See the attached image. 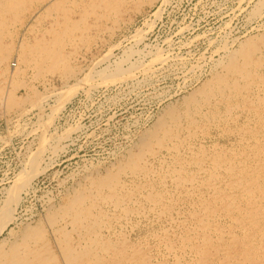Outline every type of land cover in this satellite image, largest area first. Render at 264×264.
Wrapping results in <instances>:
<instances>
[{
    "label": "rangeland",
    "instance_id": "374dc122",
    "mask_svg": "<svg viewBox=\"0 0 264 264\" xmlns=\"http://www.w3.org/2000/svg\"><path fill=\"white\" fill-rule=\"evenodd\" d=\"M2 2L3 258L264 264V0Z\"/></svg>",
    "mask_w": 264,
    "mask_h": 264
},
{
    "label": "bare ground",
    "instance_id": "6f19581e",
    "mask_svg": "<svg viewBox=\"0 0 264 264\" xmlns=\"http://www.w3.org/2000/svg\"><path fill=\"white\" fill-rule=\"evenodd\" d=\"M3 0H1V2H2ZM9 1V0H8ZM146 1V0H145ZM148 1V0H147ZM153 0H149V4H151V2H152ZM11 2V1H10ZM13 2H15V1H13ZM18 2V1H17ZM3 3V2H2ZM7 3V2H6ZM26 4V3H25ZM146 4V3H145ZM10 5H11V3H10ZM140 5V3H138V6ZM13 7V6H12ZM1 8V7H0ZM18 8V7H17ZM22 8V7H21ZM44 8V7H43ZM46 9V8H45ZM7 10V9H6ZM10 10V9H9ZM5 11V10H4ZM8 11V10H7ZM17 12V11H16ZM38 12V11H37ZM36 17V16H35ZM34 18V17H33ZM55 30V29H54ZM31 31V30H30ZM57 31V30H56ZM38 40H40V39H38ZM50 40V39H49ZM44 41V40H43ZM138 41V40H137ZM45 43H46V41H44ZM49 42V41H48ZM2 44V43H1ZM42 44V43H41ZM40 44V42L37 44V45H35V47H39L40 49H43V48H45L46 47V45H41ZM19 51H20V54L22 53L23 54V56H22V60L24 59V60H26V59H28V57H27V49H26V47L27 46H25L24 44H20L19 45ZM7 49V48H6ZM3 47L1 46L0 47V53H1V55H2V59L0 58V61L1 60H3L4 61V63H2V65L0 66V81H2L1 79L2 78H5L4 77V72L5 71H7V70H5L6 69V67L5 66H7L6 64H5V60H6V55L4 54V52H3ZM37 51V50H36ZM9 52V51H8ZM37 53V52H36ZM155 55V54H154ZM156 55H158L157 53H156ZM156 55L154 56V57H156ZM248 55V54H247ZM160 57V56H159ZM21 58V57H20ZM129 58V57H128ZM157 58V57H156ZM154 59V58H153ZM157 59H159V58H157ZM161 59V58H160ZM23 60V61H24ZM155 60V59H154ZM2 62V61H1ZM134 62V61H133ZM143 64V63H142ZM141 64V65H142ZM150 64V63H149ZM118 65V64H117ZM4 67V69H3V67ZM8 66H9V69H10V71H11V74L9 75V80L14 76V75H16V74H18L21 70H20V67L18 68L17 67V63L15 64L14 63V66H10V63L8 64ZM131 67L133 66L132 64L130 65ZM2 67V68H1ZM118 68V67H117ZM119 69V68H118ZM118 69H113L112 70V72L111 73H107L106 71H102V70H100V73L99 74H101L99 77H101L103 80H106V79H110L111 77H113L115 74H117V73H119V71H121V70H118ZM196 69V68H195ZM114 70L116 71V72H114ZM12 71H13V73H12ZM109 71H111V70H109ZM252 72V71H251ZM98 73V72H97ZM123 73V72H122ZM255 74V73H254ZM218 75V74H217ZM11 77V78H10ZM114 78V77H113ZM218 79L220 80V76L218 77ZM3 80H5V79H3ZM90 80V79H89ZM214 80H216V79H214ZM11 81H12V79H11ZM87 81H88V79H87ZM208 82V81H207ZM213 82V81H212ZM211 85V84H210ZM214 86V85H213ZM224 86V85H223ZM219 87V86H218ZM210 88H212V87H210ZM209 88V89H210ZM220 88V87H219ZM203 89V88H202ZM207 89H208V87H207ZM208 89V90H209ZM207 90V91H208ZM219 90V89H218ZM200 91V90H199ZM203 91V90H202ZM209 91H211V90H209ZM203 93V92H202ZM262 94V93H261ZM4 98V97H3ZM8 98V97H7ZM1 99V98H0ZM25 99V98H24ZM193 100V99H192ZM7 102H11L12 100H10L9 99V101L8 100H6ZM6 101H3L2 103H3V106H6ZM207 102V101H206ZM252 102V101H251ZM208 103V102H207ZM9 104V103H8ZM7 104V105H8ZM10 104H12V103H10ZM187 104V103H186ZM9 106V105H8ZM1 107V106H0ZM194 107V106H193ZM3 108V107H2ZM177 109V108H176ZM188 109V108H187ZM39 110V109H38ZM172 111V110H171ZM178 112V111H177ZM188 112V111H187ZM168 114V113H167ZM165 123V122H164ZM162 124V123H161ZM169 125V124H168ZM148 134V133H147ZM149 135V134H148ZM42 148V147H41ZM149 148V147H148ZM142 149V148H141ZM139 151H141V150H139ZM258 152L259 153H261V147L260 146H258ZM33 156V155H32ZM33 167V168H32ZM32 169L30 168V171L28 170V172H30V174H31V176L32 175H36L37 173H39L40 172V169H38V167L37 166H34V164L32 165ZM250 169V168H249ZM19 177H21L20 175H19ZM19 177H17V178H19ZM28 177H30V176H28ZM28 179H30V178H28ZM244 181H246L248 184H244V181H242V179L241 178H239V180L238 181H233L234 182V184L238 187H241V189H242V191L243 192H246V197L249 199V197L248 196H251L252 194H253V190H252V184H254V187L256 188V189H258V188H260V191H262V187L260 186V184H256L257 183V177H250V178H248L247 176H245L244 178ZM23 183H24V181H22L21 179H17V182L15 183V185H17V186H20V184H21V186L23 185ZM14 184V183H13ZM15 187V186H14ZM13 188V187H12ZM17 188V187H16ZM14 189L15 188H13L12 189V191L10 192L11 193V198L9 199V200H6L7 202H6V205H4L5 206V208H6V210L5 209H1L2 211L0 212L1 213V215H0V225H1V223L4 221V217L5 216H8L7 214H8V212H9V203L11 204L12 202L11 201H15L14 200V196L12 197V195H13V192H14ZM81 195V194H80ZM244 196V195H243ZM16 198V197H15ZM73 201V200H72ZM219 201V200H218ZM16 202H17V200H16ZM253 202H248L247 203V207L245 208V211H244V215L243 216H241V218H242V220L243 221H245L247 224H248V226L249 227H251V228H255V229H251V230H258L259 229V227H261V226H259V221H258V219H256V214H258L259 216H264V209H263V212H259L258 211V209H257V207H254L253 205ZM225 205V207H226V209L227 210H230L229 208H230V204L229 203H226V204H224ZM7 206V207H6ZM8 208V209H7ZM245 216H248V219H246L245 218ZM240 218V219H241ZM8 219V218H7ZM11 219V218H10ZM56 220V219H55ZM6 222H7V220H6ZM4 225V224H3ZM1 228H2V225H1ZM247 237H250V236H248L247 235ZM25 241V240H24ZM254 252H244V253H242V262H243V264H255V260L252 258V256H251V254H253ZM16 253H15V251H14V253H13V256L10 258V261L9 262H7V260H6V258H3L4 257V255H2V254H0V264H26L27 262H23L21 259H18V258H16ZM8 257V256H7ZM262 258V257H261ZM18 262V263H17Z\"/></svg>",
    "mask_w": 264,
    "mask_h": 264
},
{
    "label": "built area",
    "instance_id": "2783aa9c",
    "mask_svg": "<svg viewBox=\"0 0 264 264\" xmlns=\"http://www.w3.org/2000/svg\"><path fill=\"white\" fill-rule=\"evenodd\" d=\"M14 63H15V60H12V61L10 62V66H14ZM0 65H1V61H0Z\"/></svg>",
    "mask_w": 264,
    "mask_h": 264
}]
</instances>
